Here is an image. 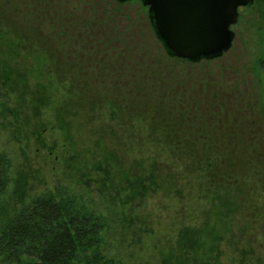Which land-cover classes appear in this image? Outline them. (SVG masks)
Segmentation results:
<instances>
[{
  "label": "rangeland",
  "instance_id": "1",
  "mask_svg": "<svg viewBox=\"0 0 264 264\" xmlns=\"http://www.w3.org/2000/svg\"><path fill=\"white\" fill-rule=\"evenodd\" d=\"M31 1L30 9L20 4L21 12H25L20 16L24 19L20 31L37 40L42 35V42L30 45L32 55L24 53L27 57L16 59H5L7 44L0 45V151L12 159L6 199L18 206L47 190L76 195L110 216L111 226L105 232L107 250L126 264H264V98H256L247 116L251 124L245 130L236 125V113L226 114L221 107L225 100L222 81L237 77L242 59L248 60L244 69L255 61L256 54L264 57V28L250 33L246 44H240L238 38L229 53L231 60L235 57L232 63L227 58L213 66L194 65L187 75L193 85L173 76L154 80L158 82L144 79L143 87H156L153 91L160 88L170 94L161 105L160 98L133 90L137 77L97 78L102 64L84 49L82 41L79 46L83 56L77 61L75 25L70 28V23L40 18V9L34 15ZM14 2L18 6V1ZM247 20L255 21L253 30L264 24V0H257L248 10L242 22ZM7 23L5 20L1 25L6 29ZM137 26L144 33L145 22ZM41 28L47 32L39 33ZM143 38L141 41L147 43ZM62 41L64 45L66 41L65 47ZM46 52L61 56L63 62L67 59L69 69L58 75L66 87L73 88L72 79H86V86L94 88H103L106 83L112 87L104 93L110 99L94 106L88 97L69 96L70 105L60 110L63 106L59 102L63 104L66 99L64 85L62 90L53 91L46 88L50 80L37 76L38 60ZM149 52L153 58L159 57L153 50ZM88 58L93 60L89 72L95 73L87 77L76 67L71 69L72 64L77 66ZM48 60L52 62L50 57ZM136 63L132 68L141 67ZM167 69L178 71L174 64ZM65 70L70 73L65 74ZM115 81L127 83L121 88ZM86 92L82 90L84 95ZM134 93L143 97L145 107L132 99L135 95L126 96ZM169 103H175L172 110L178 112L169 113ZM166 120L175 127L174 136L182 151L187 141L195 140V158L200 163L191 166L185 151L174 160L169 152L157 150L160 143L155 142L161 139L155 133L168 127ZM199 124L204 126L198 135ZM137 128L147 134L154 129L155 133L147 139L141 136L143 133L138 134ZM243 131L254 137L241 138ZM154 138L157 140L152 141ZM223 159L220 167L218 162ZM205 164L212 169L205 170L215 177L210 182L196 171V166ZM102 165L110 170L108 174ZM149 173L155 174L157 190L144 198L136 196L127 180L148 186L144 177ZM108 175L112 179L106 185L103 179Z\"/></svg>",
  "mask_w": 264,
  "mask_h": 264
},
{
  "label": "trees",
  "instance_id": "2",
  "mask_svg": "<svg viewBox=\"0 0 264 264\" xmlns=\"http://www.w3.org/2000/svg\"><path fill=\"white\" fill-rule=\"evenodd\" d=\"M17 1L18 6H15L14 0H0V45L7 44L8 48V56L6 55L5 59H16L20 58V56H23V58L27 57L24 53L32 55V46L30 45L34 44L35 46L43 40L42 35H38L37 40L36 36L33 38L30 37L29 34L20 31L21 27H23L22 23L24 22V19L20 16H23L25 12H21L20 2L19 0ZM21 4L26 5L29 9L31 8L29 6H32L27 0L22 1ZM41 12L44 16L45 12L43 9L40 13ZM34 15H36V13ZM5 20H8V27H6V29L1 25ZM39 27H41V25ZM45 32L47 31H45L44 28H41L39 33L43 34ZM24 34L28 35V37L24 38ZM75 40H77V47H74V50L76 51L78 61L83 56V53L80 51L81 47L79 46L80 41L83 40V38L77 36ZM62 46H66V41L65 45L62 41ZM84 49L89 53L92 52V54H95V52L88 47H84ZM49 51L52 50L49 49ZM60 52L61 54L65 53L64 50ZM45 54L47 57H45ZM41 55H43V59L38 60L40 70L39 75L37 76H45L50 80V83L46 88L50 89L52 87L51 89L53 91H59L63 89H61V87L64 85L66 89L63 94L66 99L68 98L70 100L69 96L71 99H73L74 96L75 99L88 97L94 106L98 105L99 101L110 99L105 96V94L106 89H111L112 87L106 85V83L103 88H100L99 86L96 88L89 87V85H87V88L86 83H88V81H86V79L81 81L72 79L71 82L73 83V88L69 85L66 87L65 83L63 80L59 79L61 77L58 75L60 73L62 74L63 69H66V67L69 69L67 59L65 58L63 62V58L61 56H55L54 52H46ZM49 57L52 62L48 60ZM63 63H65V66ZM91 66H93L91 60L87 59L85 62L77 66L72 64L71 69L76 67L80 73H84V75L87 76L91 73H95L94 70L89 72ZM53 69H55V71H53ZM99 71L101 72V70ZM65 72V74H68V72L70 73V70H65ZM115 82L121 88H123V84L127 83L122 81ZM130 82L132 85L133 82ZM94 83L98 84L97 81H94ZM143 83L144 80L140 84L138 79V81L135 82V87L132 85L133 90L138 91V93L144 92L145 95L151 94L153 98H160L161 105L165 103L163 101L164 99L169 98L170 94H164L165 90L162 91L158 88L153 91L152 89L156 87L153 88L149 86L147 89L145 86H142ZM82 90H87L85 95L82 93ZM132 95H135L132 99L134 101L137 99L140 106H146V103L142 100L143 97H138L137 93L126 96ZM42 97L45 98L44 95H42ZM66 99L62 100L63 104L62 102H59L60 106H63L60 110L67 109L66 105H70L68 99ZM174 104L175 103H169L166 105V107L171 108L169 113L178 112L172 110L175 106ZM77 109H79V107H77ZM174 114L176 113H173V115ZM157 118L158 116L154 115L153 119L157 120ZM113 119H117V117L114 115ZM206 121L207 120H205L204 123L207 125ZM166 122L168 123V127L159 131L158 134L155 133L154 129H152L154 132L149 134H147L148 131L145 132L139 130L141 128H137V132H139V135L143 133L141 136L146 137L147 139H150L152 134L155 133V137L161 139V141L155 142L160 143V146L157 144V150L162 149V152H169L174 160L178 159L179 155L185 151L186 161L187 159L190 160L189 164L191 166L197 164L199 161L195 158L197 156V144L195 140L187 141L188 144L184 145V150L182 151V146L179 145L180 141H177L178 137L174 136L175 127L173 124H170L168 120H166ZM203 126L204 125L201 124L198 125V127H200L197 131L198 135L201 133ZM129 132L130 134H134V130L132 129H130ZM207 133L208 132H206V135ZM156 138L152 139V141L157 140ZM218 163L220 167H223L225 160H220ZM104 166L105 165H102V167ZM11 167L12 159L9 154L5 151H0V264H126V262L118 259L115 255L110 254L107 250L108 245L105 239V232L111 226L110 216L96 208H91L82 202V200L76 195L63 194L61 191L56 192L53 190H47L35 195L30 200L23 202L18 206L15 202L12 203L11 201H8L6 199V194L11 182ZM196 167H198L196 171L202 172V177L206 178L208 182H210L212 177L215 178L212 173H208L205 170L206 168L212 170L209 164H205V166L201 165V167L198 165ZM103 169L106 174L110 172L106 166ZM106 178L107 179H103L104 184L112 179L109 175ZM144 182L147 183L148 186H142V182L140 181L127 180L131 191L135 195H139L141 198H144L149 193L157 190L154 173L147 174L144 177Z\"/></svg>",
  "mask_w": 264,
  "mask_h": 264
},
{
  "label": "flooded vegetation",
  "instance_id": "3",
  "mask_svg": "<svg viewBox=\"0 0 264 264\" xmlns=\"http://www.w3.org/2000/svg\"><path fill=\"white\" fill-rule=\"evenodd\" d=\"M22 1L24 0H19L20 4ZM256 1L254 0L250 5L238 7V18L230 26L234 37L229 49L219 56L203 58L198 61L169 54L163 41L156 33L150 17L149 5L144 4L142 0H33L32 12L35 14L36 9H43L45 14L43 16L39 11L40 17L45 18L46 16L55 23L60 21L57 24L70 23V28L75 25L74 31L79 38H83L81 40L83 46L94 51L95 54L90 51L91 57L96 60L98 58L97 63L102 64L99 69L101 72H98L97 78H106L110 75L118 79L133 80L137 77L143 80H162L173 76L171 78L177 79V81L185 80L188 84L193 85V81L187 75L192 72L190 70L194 65L207 63V65L213 66L216 61L221 62L227 58L232 63L235 57L231 60L229 53L236 47L238 38L241 37L240 44H246V41L250 39V33L263 30L264 24H258L253 30L254 20L253 22L247 20V22L250 21L248 23L242 22L243 16L247 15L248 10L253 7ZM141 21L145 22L144 33H141V28V31L137 30V25ZM141 37H145L143 39L147 40V43L144 44ZM152 50L156 56H159L158 58H153L154 55L149 52ZM249 54L247 53V55ZM257 57L256 54L255 61L244 69L242 67L248 60L242 59L237 65L240 66L237 77H233L232 81L231 77L222 81L225 100H222L221 107L226 114L236 113L237 117L234 118L236 125L244 130L247 128L246 125L251 124L247 116L252 113V107L256 105V98L262 96L264 98V57ZM90 60L93 62L91 58ZM135 63L136 65L140 64L141 67L132 68ZM170 64L176 65L178 71L167 69ZM107 66L112 67L110 72H108L110 69H107ZM103 69L106 72H103ZM210 85L211 87L215 86L212 83ZM236 125H234L235 128H237ZM242 134L241 138L247 140L254 137L250 134L246 135L245 131Z\"/></svg>",
  "mask_w": 264,
  "mask_h": 264
},
{
  "label": "water",
  "instance_id": "4",
  "mask_svg": "<svg viewBox=\"0 0 264 264\" xmlns=\"http://www.w3.org/2000/svg\"><path fill=\"white\" fill-rule=\"evenodd\" d=\"M169 54L198 61L232 44L238 7L254 0H142Z\"/></svg>",
  "mask_w": 264,
  "mask_h": 264
}]
</instances>
